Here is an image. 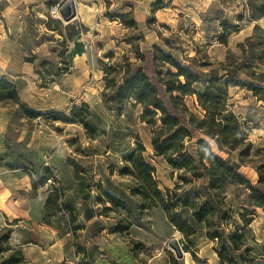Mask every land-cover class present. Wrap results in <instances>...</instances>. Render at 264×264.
<instances>
[{"label": "rangeland", "instance_id": "1", "mask_svg": "<svg viewBox=\"0 0 264 264\" xmlns=\"http://www.w3.org/2000/svg\"><path fill=\"white\" fill-rule=\"evenodd\" d=\"M66 1L0 0V8H9L7 13H14L21 5L27 9L26 39L28 45L38 48L36 58L31 60L33 76L25 96L30 98L31 92L34 98L27 106L55 114L30 118L19 106L15 128L35 132L46 127L47 137L50 131L54 132L60 137L64 152L82 170L75 184L76 190L80 185L84 188L78 191L79 195L68 194L66 198L64 194L62 200L63 186L56 177L40 190L41 197L47 196L50 204L58 208H54L56 217L53 209L47 210L45 218L52 219L61 234L72 233L60 242L64 246H59L62 249L55 259L37 260L36 264H264V210L253 204L246 185L229 174L220 177V184L211 189L197 158V137L185 141V152L195 160L192 170L201 176L170 166L163 156L155 154L154 130L143 121L142 106L129 100L119 111L114 101L125 73L132 75L142 69L158 89L160 99L170 107L163 82L174 80L168 69L173 73L177 70L170 60L164 61L165 55L200 77L201 81L193 85L195 91H202L212 75L224 76L223 80L231 78L228 108L252 128L251 154L242 164L241 150L220 152L215 143L206 140L213 152L264 192V183L258 184L259 168L264 166V0H74L81 14L64 22L51 12ZM73 44L84 47L80 54H86L91 76L84 78L80 70L71 69L78 54L69 52ZM222 63L228 64L229 75L222 70ZM180 80L185 82L183 77ZM242 83L263 91L256 97ZM184 102L196 117L203 118L196 95L185 97ZM0 107L15 108V104L0 97ZM74 108L78 109L77 114L71 116ZM63 116L77 123L64 122L60 119ZM161 126L158 121L156 130ZM48 142L46 147L51 153L55 145L53 140ZM139 144L145 148L146 161L156 169L158 189L169 193L171 212L188 222L193 235L178 231L162 209H143L138 182L132 176H121L127 155ZM6 167L13 170L15 165ZM26 168L35 169L27 164L23 169ZM24 178L9 183L26 189ZM106 191L122 201L120 206L109 200ZM29 193L37 201L41 198L35 191ZM206 203L214 211L207 215V223H199L194 214ZM88 209L99 212V217L87 224L89 229L84 232ZM129 222L132 226L128 232L112 234L117 225L126 226ZM26 229V239L35 238L45 245L51 241L46 231L42 233L31 225ZM100 230H106L102 236L98 235ZM35 233L42 235L36 237ZM92 236L97 241L105 239L103 255L83 253L86 240ZM174 238L183 250L182 259L169 247ZM21 248L28 255H39L32 243ZM13 254L0 255V264Z\"/></svg>", "mask_w": 264, "mask_h": 264}, {"label": "trees", "instance_id": "2", "mask_svg": "<svg viewBox=\"0 0 264 264\" xmlns=\"http://www.w3.org/2000/svg\"><path fill=\"white\" fill-rule=\"evenodd\" d=\"M164 58L166 62L170 60L177 70L173 73L168 69V75L174 80L163 82L169 96L170 107L160 99L158 89L145 72L138 69L132 75L129 72L125 73L122 78L123 85L117 89V94L114 97V101L119 105L118 110H124L125 103L130 102L129 100L142 106V119L154 130L152 146L156 156H163L167 163L174 168L194 173L191 167H193L195 160L186 154L185 141H192L197 137L198 140L195 141L197 158L210 180V188L215 189L220 184V177L233 174L234 179L239 180L238 182L242 185L245 184L251 191L253 204L264 210V192L246 181L234 168L229 166L227 160L222 159L213 152L212 145L208 141L215 143L220 152L230 153L241 150L242 164L244 159L250 156L253 149V144L249 141L252 128L246 122L241 121L234 111L228 108L229 89L233 84L232 79L223 80L224 76L212 75L202 91H195L193 85L201 81L200 77L174 61L171 56L165 55ZM221 66L222 70L227 72L226 75H229L231 71L228 64L222 63ZM181 77L185 78V82L180 80ZM242 84L254 92L256 97L259 92L263 91L261 87L246 83ZM2 91L4 93H1ZM193 95L197 96L198 104L204 111L202 119L196 117L184 102L185 97ZM0 97L19 105L25 111L26 116L30 118L36 119L45 115V117L55 115L51 113L43 114L30 109L27 105L20 104L17 86L4 78H0ZM77 110L76 108L72 109L71 116H76ZM60 119L67 123H77L73 118L66 116ZM158 121L162 126L159 130H156ZM80 124L87 126L84 122H80ZM201 136L205 138H201ZM144 152L145 148L139 144L137 149L127 155V165L121 171V176H132L138 182V194L141 196L143 209H162L169 222L178 231L186 236L193 235L194 230L188 222L183 220L178 213L171 212L169 199L167 198L169 193L163 194L158 189V183L155 179L156 169L146 161ZM28 170L37 175V179H32L34 188L45 187L53 178L52 172L44 167L24 169L25 172H28ZM262 171H264V166L259 168L258 184L260 185L264 183ZM194 174L195 176H201L197 173ZM105 195L114 205L120 206L119 204L122 201L118 197L110 192H105ZM48 203H50L49 199ZM212 211H214V207L210 203H206L200 212L194 214V218L199 223H207L206 217ZM131 226L130 222L126 226L117 225L112 233L124 234L130 230ZM11 233L12 229L10 227L0 232V255L14 252L13 255H8L6 261L1 264H29L22 250L10 244Z\"/></svg>", "mask_w": 264, "mask_h": 264}, {"label": "crops", "instance_id": "3", "mask_svg": "<svg viewBox=\"0 0 264 264\" xmlns=\"http://www.w3.org/2000/svg\"><path fill=\"white\" fill-rule=\"evenodd\" d=\"M8 9L7 6L0 8V78L7 79L14 83L19 90L20 104L29 105V101L31 98H34V94L30 92V98L25 96L28 95L27 93L30 88H28L27 85L31 83L30 78L33 76L31 71L34 69V63L31 60L36 58L37 52L35 48H38L37 46L28 45L26 39L27 9H23L21 5L14 13L5 12V10ZM40 11H42V9H40ZM77 14L78 16L81 14L78 7ZM83 51H85L84 47L73 44L69 52L72 54L78 53L76 55L77 58H74L72 61L73 64L71 69H76L78 72L80 70L85 78L91 76V73L88 70L89 64L85 57L86 54H82L83 56L80 54ZM84 82L83 80L81 83ZM18 107L19 105L17 104L15 108L0 107V232L10 227L12 229L10 238L11 244L20 247L29 264H36L37 260L51 257L55 259L58 250L61 248L59 246H62V248L64 246V244L60 245V242L63 241L66 236H71L72 232L70 231V233L64 235L61 234V228L55 225L52 219L47 220L45 218L47 216V210L53 211L54 208L58 209L57 205L48 203L47 196H44V198L41 197L40 190H44L45 187L34 188L31 178L24 173L23 168L27 164L35 167V169L44 167L50 170L53 177H56L63 186L62 200L65 197L67 198L68 194L76 193L79 195L78 191L84 189L80 185L76 190L75 186L80 179V172L82 170L80 171L77 164L64 152L60 137L54 132L50 131L47 137V133H44L46 127H40L39 131L35 132L26 131L24 128L21 129L22 127H19V129H17V127L15 128L14 120L17 117ZM33 110L42 112L41 109ZM43 114L46 113L43 112ZM42 137H44L43 141H41ZM48 140H53L52 143L55 145L51 153H49L46 147V145L49 144ZM9 164L15 165V168L13 170L8 169L6 165L8 166ZM4 168L6 170H4ZM7 174L11 175L6 178ZM21 177H25L26 189L13 187V184L10 185L9 181L12 179L17 181L21 179ZM6 181H8V184ZM26 182H28L29 185L28 183L26 184ZM30 191H35L41 198L37 201V197L31 195V193H29ZM68 207L72 208V205H68ZM56 211L57 210L52 212L53 217L57 216ZM85 214H87V218L85 219L86 223L83 224L85 227L84 232L89 229L87 224L90 225L99 217L97 216L99 212L94 213L90 209L86 210ZM30 225L34 227V229L41 230L42 233H44V231L49 233L51 235V241L45 245L44 242L38 241L35 238L26 239V228ZM28 231L30 232V230ZM105 231L106 230H100L98 235L102 236ZM41 235L35 233L36 237H40ZM43 238H45V236H43ZM67 242H69V240L65 242V245L68 244ZM29 243H32V245L38 248L39 255H28L26 249L21 248L22 245ZM106 246L107 244L104 238L101 237L99 241H97L96 237L92 236V238L86 240L83 253L86 255H103ZM72 249H74L73 242ZM48 253H52V255H48ZM74 254L80 255L79 252H75Z\"/></svg>", "mask_w": 264, "mask_h": 264}, {"label": "water", "instance_id": "4", "mask_svg": "<svg viewBox=\"0 0 264 264\" xmlns=\"http://www.w3.org/2000/svg\"><path fill=\"white\" fill-rule=\"evenodd\" d=\"M60 17L64 22H71L77 17V8L74 0H67L60 8ZM169 247L174 250L177 258H183L184 253L179 241L174 238L170 241Z\"/></svg>", "mask_w": 264, "mask_h": 264}, {"label": "built area", "instance_id": "5", "mask_svg": "<svg viewBox=\"0 0 264 264\" xmlns=\"http://www.w3.org/2000/svg\"><path fill=\"white\" fill-rule=\"evenodd\" d=\"M60 8L61 7H55L53 9V11L51 12V14L54 17L56 16V17L60 18ZM46 165H47V163H46ZM27 175L30 176L31 179H37V175H35V173L33 171L28 170Z\"/></svg>", "mask_w": 264, "mask_h": 264}]
</instances>
